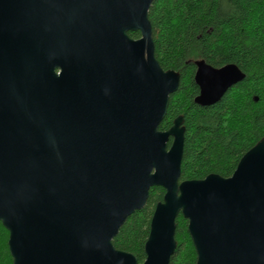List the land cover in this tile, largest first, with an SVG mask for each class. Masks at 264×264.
<instances>
[{
	"label": "water",
	"instance_id": "water-1",
	"mask_svg": "<svg viewBox=\"0 0 264 264\" xmlns=\"http://www.w3.org/2000/svg\"><path fill=\"white\" fill-rule=\"evenodd\" d=\"M152 2L0 0V223L12 264H138L112 240L154 187L165 193L142 264L170 263L179 215L195 264H264V138L229 178L180 180L183 117L159 130L180 75L155 57ZM194 65L201 107L245 76Z\"/></svg>",
	"mask_w": 264,
	"mask_h": 264
},
{
	"label": "trees",
	"instance_id": "trees-1",
	"mask_svg": "<svg viewBox=\"0 0 264 264\" xmlns=\"http://www.w3.org/2000/svg\"><path fill=\"white\" fill-rule=\"evenodd\" d=\"M148 18L157 61L164 70L180 75L159 126L166 131L183 117L180 180H202L210 174L229 178L241 157L264 138V0H153ZM129 36L137 39L140 34ZM197 60L215 68L234 64L244 79L216 104L201 107L194 102L199 94L194 82ZM164 193L161 187L151 188L144 208L129 216L112 240L116 249L131 253L138 264L146 258L150 222ZM187 226L179 215L177 246L169 264L196 263ZM8 237L0 223V264H12Z\"/></svg>",
	"mask_w": 264,
	"mask_h": 264
},
{
	"label": "flooded vegetation",
	"instance_id": "flooded-vegetation-1",
	"mask_svg": "<svg viewBox=\"0 0 264 264\" xmlns=\"http://www.w3.org/2000/svg\"><path fill=\"white\" fill-rule=\"evenodd\" d=\"M132 38V37H131ZM132 39H136V38H132ZM138 39V38H137ZM59 72H60V69H55V73L56 74H59Z\"/></svg>",
	"mask_w": 264,
	"mask_h": 264
}]
</instances>
